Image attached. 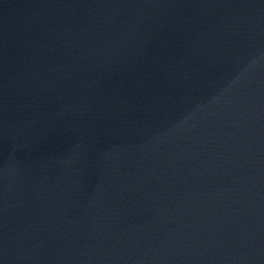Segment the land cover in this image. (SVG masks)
I'll list each match as a JSON object with an SVG mask.
<instances>
[{"label":"water","instance_id":"95a60500","mask_svg":"<svg viewBox=\"0 0 264 264\" xmlns=\"http://www.w3.org/2000/svg\"><path fill=\"white\" fill-rule=\"evenodd\" d=\"M0 264H264V0H0Z\"/></svg>","mask_w":264,"mask_h":264}]
</instances>
